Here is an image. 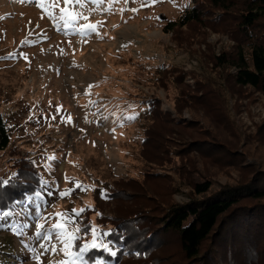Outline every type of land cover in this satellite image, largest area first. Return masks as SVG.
<instances>
[{"label": "rangeland", "instance_id": "rangeland-1", "mask_svg": "<svg viewBox=\"0 0 264 264\" xmlns=\"http://www.w3.org/2000/svg\"><path fill=\"white\" fill-rule=\"evenodd\" d=\"M109 3L104 0L98 9L91 4L76 9L89 17L87 22L101 24L99 35L82 37L73 28L86 21L64 28L62 22L50 20L35 3L0 0V57L16 53V58L0 60V110L8 125L10 146L40 165L36 169L48 181V190L53 191L49 197L41 190L46 201L44 214L67 211L74 220L81 221L83 214L75 217L72 210L92 207L94 196L100 198V187L106 190L121 180H129L138 188L144 182L146 191L152 194V201H146V205L160 210L200 201L203 196L195 195L191 187L196 179L211 185L209 195L249 182L264 186V100L259 92L240 90L228 79L224 94L212 108L180 111V105L178 112L174 106L179 91L170 84L173 78L169 77L191 87L196 80L217 77L215 72L210 76L203 73L199 57L209 50L198 43L203 40L215 54L230 48L233 42L221 34L223 28L191 24L177 34H165V23L192 7L191 0H158L145 7L139 0H130L127 4H112L110 11ZM231 18L226 20V29H233L237 23ZM163 65L174 71L168 70L161 77L169 78L167 84L158 85L153 74ZM182 73L191 75L182 79ZM148 99L157 101L158 110L168 113L169 119H180L191 128L165 122L159 126L148 124L142 119ZM127 116L136 118L125 120ZM145 125L150 126V141L147 150H140L139 133ZM156 145L159 153L162 149L180 153L173 160L184 163L182 172L187 174L178 177L166 168L164 189L155 182L148 183L151 172H162V167L172 164L157 160L156 166L147 165L146 156L157 152L153 147ZM48 156L56 159L47 161ZM15 159L9 151L0 152L1 178L12 175L9 167ZM45 163L52 167L45 170ZM75 182L95 191L81 192L77 188L61 199L59 192L74 188ZM115 187L129 189L122 181ZM118 203L103 206L104 215L115 217L121 211ZM10 211L23 214L0 221V253L8 258L2 263L35 264L24 247L34 243L28 237L35 228L26 219L34 209L15 205ZM98 217L97 213L91 217V226L98 230L97 243H106ZM15 222L30 223V227L20 235L10 228ZM171 235L163 236L159 264L169 263L165 256L174 250ZM91 240L89 233L86 241ZM50 259L53 257L43 256V264H49Z\"/></svg>", "mask_w": 264, "mask_h": 264}, {"label": "trees", "instance_id": "trees-1", "mask_svg": "<svg viewBox=\"0 0 264 264\" xmlns=\"http://www.w3.org/2000/svg\"><path fill=\"white\" fill-rule=\"evenodd\" d=\"M191 4L192 7L185 8L175 19L165 23L163 26L165 34H177L191 24H198L201 27L215 24L216 27L223 28L221 34L227 36L233 45L228 49L222 48L215 54L210 52L209 46L203 40L198 43L204 44L209 50L199 57L203 73L210 76L215 72L217 77L204 81L196 80V87L182 85L177 81L178 78L169 77L170 80L173 78L170 84L176 86V91H179L174 99L175 108L178 109L177 106L180 105L182 106L180 111L193 110L196 107L212 108L217 99L224 94L226 90L224 83L226 84L228 79H231L240 90L259 92L264 100V0H191ZM230 16L237 23L233 29H226L224 25ZM208 17L212 18L207 20ZM190 55L196 56L197 53ZM169 67L163 65L157 68L153 74L156 84H167L169 78L166 80L161 77L164 78L168 70L173 73L174 69ZM230 71L233 72L229 74ZM226 73L229 77H226ZM190 75L191 73H182L179 78L183 79ZM156 102L152 99L145 101V114L142 119L148 124L159 126L158 123L161 125L165 122L191 128L180 119H169L168 113L158 110ZM149 127L145 125L143 129L141 128L143 133H139L140 150L148 148ZM171 135L175 136L176 132L172 131ZM177 136L180 138V135ZM155 142L159 143V140ZM153 147L157 152L153 153L151 150L153 154L146 156L147 159L144 158L147 165L156 166L157 160L164 161L165 164L171 161L172 164L162 167V172H151L149 174L151 181L148 183L155 182L160 188H166L167 184L164 183L168 180L166 168L178 177L182 173L184 176L187 175L185 171L182 172L184 163L173 160L179 158L180 153L163 149L159 153L158 146ZM4 151L16 156L9 169L17 175L14 181L15 188L5 186L0 189V193L7 194L0 197V212L10 211L8 205L16 200L25 201L27 196L32 195L40 187L41 177L39 170L10 146L8 125L0 110V152ZM4 179L7 178L0 177V181ZM196 180L191 187L195 195L203 196L200 201L170 205L163 210L154 207L157 211H154V208L150 209L153 205H146V201L147 203L152 201V194L146 191L144 182L139 183L138 188L129 180L127 182L121 180L122 184L129 188L123 191L115 187L117 182L121 181L110 184L106 190L113 198L106 201L94 196L95 204L92 207H85L82 221L91 226V217L100 213L98 221L103 225L104 232L114 230L110 236L105 237V241H112L110 247L115 245L113 250H117V256L110 257L103 249H91L87 256L103 259L105 264H159L162 258L159 251L163 247L161 243L163 236L172 234L175 241L172 244L174 250L165 256L168 264H264V186L258 187L255 183L249 182L220 189L214 195H209L211 185ZM173 188L175 187L172 186L171 189ZM118 201L121 202V211L116 213L115 217H111V214L104 215L103 206L112 207L114 203L119 204ZM16 205L19 207L28 204ZM121 234L123 239L120 238ZM83 242L85 241L77 243ZM7 259L0 253V264Z\"/></svg>", "mask_w": 264, "mask_h": 264}, {"label": "snow or ice", "instance_id": "snow-or-ice-1", "mask_svg": "<svg viewBox=\"0 0 264 264\" xmlns=\"http://www.w3.org/2000/svg\"><path fill=\"white\" fill-rule=\"evenodd\" d=\"M20 3H35L36 6L43 10L44 15H46L50 20H55L57 22H62L64 28L73 27L77 25L78 21H86V23L79 24L73 28V30L79 33L80 36L86 37L87 35L96 34L99 35L98 28L101 27L100 23H90L89 17L84 15L83 11H77L76 9H84L85 4H91L97 9L104 3V0H19ZM129 3L130 0H110L109 11L111 10L112 4L115 3ZM134 2V0H133ZM141 7L152 6L158 2V0H139ZM63 5V6H61ZM58 10V13L54 12ZM121 12L125 11L124 8L120 9ZM131 11L136 12L138 9H131ZM44 16H41L43 19ZM31 23V21L29 22ZM38 27V26H37ZM21 43H27V41H22ZM24 56L23 53H20ZM16 58V53H10L8 56L0 57V60H8ZM27 59L26 56H24ZM57 114L60 109L57 108ZM135 116L124 117L125 120H134ZM55 119V117H53ZM70 122V118H69ZM47 161H54L56 158L54 156H48ZM34 167H39L36 161H31ZM52 167L50 163H45V170H49ZM16 173H12L7 179L0 181V189L5 186H10L12 188L16 187L15 178ZM27 179V177H25ZM67 182V177H65ZM40 187L34 191L32 195L26 197L25 201L16 200L12 204L8 205L9 208L14 209L16 204L27 203L30 207L34 209L30 212L28 219L32 225H34V233L28 237L34 243L32 245L25 244V250L29 253V259L34 260L35 264H43L42 257L46 254L53 259L49 260V264H104L103 259L93 258L87 256L91 249H103V252L110 257L117 256V250H113L115 245L110 247L112 241L97 243L98 230L88 224H84L83 221H76L73 216L67 211L56 214L45 215L42 209L45 208L46 201L44 196L41 194V190H45L47 195L51 197L53 195L52 190H48L49 183L43 177L39 178ZM81 192H87L89 190L95 191V188L89 189L81 185L79 182H75V187L71 189H66L59 192V197L61 199L66 196H70L76 189ZM100 197L104 200H110L113 197L107 192L103 187H100ZM6 193H0V197L6 196ZM51 206V205H49ZM75 217H80L81 214L86 211V209L81 208L79 211L72 210ZM23 213H14V211H4L0 212V221H7L9 217L13 215H22ZM97 215H101L97 213ZM55 222H52V221ZM50 225V226H49ZM30 227V223H19L15 222L10 225V228L20 235H24V230ZM114 230L105 231L103 233L104 237H108L112 234ZM91 234V242L86 241V237ZM121 239L123 235L121 234ZM78 241H85L82 244H78ZM38 245V248L35 246ZM58 245L60 247H58ZM62 255L63 259L56 260L55 256Z\"/></svg>", "mask_w": 264, "mask_h": 264}]
</instances>
